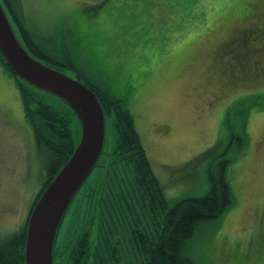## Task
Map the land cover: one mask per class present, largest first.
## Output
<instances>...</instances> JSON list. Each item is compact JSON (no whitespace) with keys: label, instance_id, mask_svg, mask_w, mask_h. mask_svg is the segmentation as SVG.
<instances>
[{"label":"rangeland","instance_id":"rangeland-1","mask_svg":"<svg viewBox=\"0 0 264 264\" xmlns=\"http://www.w3.org/2000/svg\"><path fill=\"white\" fill-rule=\"evenodd\" d=\"M249 1L20 0L45 48L71 58L70 64H45L92 86L102 97L105 93L123 101L170 204L208 192V159L189 161L211 147L221 152L228 143L232 202L199 229L190 250L195 264H264V73L243 76L249 70L246 61L236 63L233 51L221 53L244 25L234 18ZM258 1L264 12V0ZM8 21L20 42L14 21ZM37 94L69 116L79 140L80 123L71 108L46 91ZM105 134L104 153L83 190L98 183L102 167L112 160L117 133L111 119ZM233 138L244 140L241 148ZM46 158L24 116L15 78L0 64V239L24 223ZM83 209L77 196L63 217L55 241L59 264L70 263L74 240L88 225L98 245L97 225L89 223V216L80 219ZM121 248L123 257L112 264H130L125 248H131ZM130 256L141 264L137 254Z\"/></svg>","mask_w":264,"mask_h":264},{"label":"trees","instance_id":"trees-1","mask_svg":"<svg viewBox=\"0 0 264 264\" xmlns=\"http://www.w3.org/2000/svg\"><path fill=\"white\" fill-rule=\"evenodd\" d=\"M0 2L8 19L14 21L19 30L22 39L20 43L31 56L44 63L48 61L62 64L71 59L67 54L58 57L50 48H45L42 40L29 26L20 0ZM254 2L252 0L243 4L240 14L234 20L244 25L235 30L221 50L223 55L233 51L235 57L232 54V58H235L236 63L239 59L242 62L249 59L245 52L247 46L250 47L248 50H251V58H261L260 53L264 51H260L259 46L264 45V12ZM256 14L263 17H260L258 23L251 22L250 18H254ZM0 64L14 76L22 98L24 116L31 125L34 140L47 155L43 164L41 186L24 223L0 239V264H24L26 226L30 212L41 193L69 159L79 140L74 138L68 115H62L46 104L37 94L40 89L20 79L1 54ZM89 87L101 103L105 123L108 119L114 121L117 144L111 152L112 160L101 169L103 175L98 183L83 190L86 179L82 189L73 198L74 200L78 196V204L84 205L80 219L87 220L89 216V223L98 226H95L98 228V245L95 246L87 224V228L74 240L69 264L118 263L123 257L121 246L131 248H125V251H129L130 264H134L131 252L138 255L136 257L141 264H195L190 250L199 229L204 223L218 218L232 202L227 178V166L231 161L228 143L221 152H216V146L211 147L189 161L190 164H197L208 159V192L203 196L185 197L170 204L141 143L132 114L121 99L105 93L102 97L92 86ZM233 141L237 149L244 142L241 138H233ZM55 254L54 243L53 264H59Z\"/></svg>","mask_w":264,"mask_h":264},{"label":"water","instance_id":"water-1","mask_svg":"<svg viewBox=\"0 0 264 264\" xmlns=\"http://www.w3.org/2000/svg\"><path fill=\"white\" fill-rule=\"evenodd\" d=\"M0 54L20 79L64 101L80 123L76 147L41 193L26 226L24 264H53V247L62 219L103 151L106 135L103 108L88 85L29 55L10 26L1 2Z\"/></svg>","mask_w":264,"mask_h":264},{"label":"flooded vegetation","instance_id":"flooded-vegetation-1","mask_svg":"<svg viewBox=\"0 0 264 264\" xmlns=\"http://www.w3.org/2000/svg\"><path fill=\"white\" fill-rule=\"evenodd\" d=\"M255 2V6H258V3H259V1L258 0H254ZM259 14H256L255 16H254V18H250V21L251 22H253V21H257V23L259 22V20H260V17H263V16H258ZM233 35V34H232ZM230 38H232V37H230ZM230 38L228 39V40H230ZM228 40H227V42H228ZM264 43V42H263ZM224 46V45H223ZM259 46L261 47V50L260 51H262V50H264V48L259 44ZM264 53V51H262L261 53H260V56L259 57H261L262 56V54ZM253 58V59H252ZM252 58H250L248 61H246V63H247V65H248V72H242V75L244 76L245 74L246 75H248L249 77L250 76H252L251 78H255V77H257L258 75H263V73H264V63H263V58L264 57H262V59L261 58H254V57H252ZM235 59V58H234ZM245 63V64H246ZM230 66V63L228 64V67ZM229 72H230V70H229ZM246 77V76H245Z\"/></svg>","mask_w":264,"mask_h":264}]
</instances>
